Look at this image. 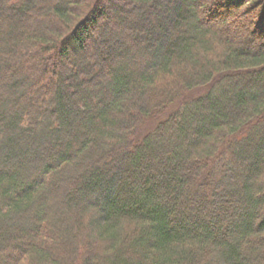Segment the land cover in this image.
<instances>
[{"label":"trees","instance_id":"obj_1","mask_svg":"<svg viewBox=\"0 0 264 264\" xmlns=\"http://www.w3.org/2000/svg\"><path fill=\"white\" fill-rule=\"evenodd\" d=\"M0 256L264 264V0H0Z\"/></svg>","mask_w":264,"mask_h":264},{"label":"rangeland","instance_id":"obj_2","mask_svg":"<svg viewBox=\"0 0 264 264\" xmlns=\"http://www.w3.org/2000/svg\"><path fill=\"white\" fill-rule=\"evenodd\" d=\"M111 1V0H110ZM115 1V0H114ZM42 17V16H41ZM250 19V17L249 16H247V17H244V18H242L243 20H244V23H246V25L243 23V25H241L242 24V22L243 21H233V22H231L230 24L228 23V24H226L225 26H224V30L222 31V33L224 32L225 34L226 33H228V31H231L232 32V36H234L236 39H240V37H242L244 34H248V29H250L251 28V25L249 26V20H247V19ZM241 25V26H240ZM247 26V27H246ZM237 30V31H236ZM24 60H26V64H33L34 63V61H35V58H29V59H27V58H25ZM23 60V61H24ZM22 62V61H21ZM11 244V243H10ZM12 245V244H11ZM11 245H9L10 247H11ZM9 247V248H10ZM8 247H6V250L7 251H10V249H9ZM9 249V250H8ZM0 260H2V257L0 256Z\"/></svg>","mask_w":264,"mask_h":264}]
</instances>
